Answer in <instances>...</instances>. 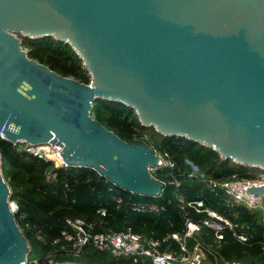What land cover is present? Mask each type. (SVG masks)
Instances as JSON below:
<instances>
[{"label": "water", "instance_id": "1", "mask_svg": "<svg viewBox=\"0 0 264 264\" xmlns=\"http://www.w3.org/2000/svg\"><path fill=\"white\" fill-rule=\"evenodd\" d=\"M21 37L69 44L90 84L29 57ZM97 98L134 109L164 136L264 168V0H0V135L58 143L69 166L160 195L149 171L158 155L95 119ZM1 163L0 153V264H22L29 242ZM248 190L264 196V185Z\"/></svg>", "mask_w": 264, "mask_h": 264}, {"label": "trees", "instance_id": "2", "mask_svg": "<svg viewBox=\"0 0 264 264\" xmlns=\"http://www.w3.org/2000/svg\"><path fill=\"white\" fill-rule=\"evenodd\" d=\"M21 38L29 57L63 76L90 84V73L69 44L53 37ZM91 115L128 142H140L138 138L149 130L160 135L161 143H156L169 151L181 168L183 175L179 177V193L184 195L185 200L203 199L207 206L243 224L248 234V240L243 242L231 231H226L225 239L219 244L215 241L213 231L203 226L197 234L202 243L215 253L219 264H231L233 261L264 264V218L244 205H229L222 193L215 194L204 183L192 180L185 174L189 170L187 160L217 179L230 177L234 173L241 177L248 176L253 172L249 167L231 159H223L212 147L185 136H164L155 127L142 125L134 109L117 101L97 98ZM0 153L3 176L12 192L11 199L19 204L16 220L31 247L36 244L43 253L40 264H45L48 257L59 264H152L149 260L134 262L130 257L115 258L108 251H101L92 244L84 247L82 255L74 254L72 244L62 237L64 230H72L66 225L67 217L78 216L95 221L96 231L106 228L123 230L131 226L136 232L162 237L183 230L185 211L195 221L206 216V213H197L192 208L181 209L178 196L174 194V186L167 182L170 171L166 168L155 175L164 182L160 195L147 196L117 186L92 168H54L50 162L18 151L12 142L1 135ZM50 169L57 175V179L51 182L46 179ZM115 196L122 197L123 203H116L113 200ZM132 202H152L164 208L159 212H133L129 208ZM102 207L107 210L105 216L99 212ZM27 223L30 227L26 226ZM34 228L41 229V239L34 234ZM189 244L193 245L192 239ZM172 248H178L177 244L173 243Z\"/></svg>", "mask_w": 264, "mask_h": 264}, {"label": "built area", "instance_id": "3", "mask_svg": "<svg viewBox=\"0 0 264 264\" xmlns=\"http://www.w3.org/2000/svg\"><path fill=\"white\" fill-rule=\"evenodd\" d=\"M1 137L3 136L1 135ZM138 141H140L139 143L149 145L158 155L157 164L149 166V171L152 176H155V173L161 169H169V181L167 182L174 186V194L178 196L181 209L186 210V208H192L197 213H206V216L204 215V217L195 221L190 217L188 212L185 211L186 218L184 220L185 226L183 230L173 231L162 237L136 232L131 226L123 230L106 228L101 231H96L95 221H88L78 216L67 217L65 219L66 225L72 230H64L62 232V237L72 244V251L74 254L82 255L84 247L92 244L101 251H108L115 258L130 257L134 262L149 260L152 264H219L215 253L203 244L197 236L203 226L213 231L215 241L219 244L225 239L226 231H231L240 241L244 242L248 240V234L244 231L245 226L243 224L235 222L217 209L207 206L203 199L195 201L185 200L184 195L179 193L181 187L179 177L183 174L178 163L169 151L152 141L147 134L141 135ZM13 144L18 151L29 153L41 160L50 162L53 164L54 168L69 167L61 154L63 146L58 143L49 141L34 144L27 140H19ZM186 162L189 165V170L185 174L192 180L204 183L215 194L222 193L225 201L229 205L240 204L253 211L262 207L261 199L264 196L256 195L248 190V187L264 185V168H259L260 170L258 172H250L249 175L245 177H241L239 174L234 173L230 177L217 179L208 176L192 161L187 160ZM46 179L49 182L57 179V175L53 169L47 171ZM161 182L164 186V182ZM11 194L9 197V206L11 211L16 215L19 212V204L16 200L11 199ZM113 200L118 204L123 203V198L120 196H115ZM129 208L133 212H159L164 207L152 202H132L129 204ZM99 212L102 216L107 215L105 207H102ZM26 226L30 227L28 223ZM33 232L37 238H42L41 229L34 228ZM191 239L193 245L189 244ZM173 243H176L178 248H172ZM29 247L30 252V244ZM210 257H212V259H210ZM22 264L34 263H32L27 256V260ZM37 264H40L39 259ZM45 264L59 263L48 257ZM231 264L245 263L233 261Z\"/></svg>", "mask_w": 264, "mask_h": 264}, {"label": "rangeland", "instance_id": "4", "mask_svg": "<svg viewBox=\"0 0 264 264\" xmlns=\"http://www.w3.org/2000/svg\"><path fill=\"white\" fill-rule=\"evenodd\" d=\"M147 134L152 141L157 142V143H161V136L160 135H155L152 130H149ZM249 169L252 170L253 172H255V171L258 172L260 170L259 168H252V167H250ZM261 202H262V205H261L262 207L257 208L255 210V212H257L258 214H260V216L263 217L264 216V197H262ZM31 248L32 249L29 252L28 258L32 263L37 264L38 259H40L43 256V253L40 252V249L37 247L36 244H34L33 247H31Z\"/></svg>", "mask_w": 264, "mask_h": 264}]
</instances>
